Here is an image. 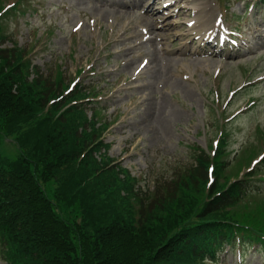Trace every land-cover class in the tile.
Here are the masks:
<instances>
[{"label":"trees","instance_id":"1","mask_svg":"<svg viewBox=\"0 0 264 264\" xmlns=\"http://www.w3.org/2000/svg\"><path fill=\"white\" fill-rule=\"evenodd\" d=\"M27 56L0 23V244L7 264H206L237 235L264 243V193L253 175L219 181L228 166L225 143L211 187V159L200 149L170 181L139 187L109 158L96 157L104 148L96 117L68 108L80 90L50 104L63 96L64 80L45 77Z\"/></svg>","mask_w":264,"mask_h":264},{"label":"rangeland","instance_id":"2","mask_svg":"<svg viewBox=\"0 0 264 264\" xmlns=\"http://www.w3.org/2000/svg\"><path fill=\"white\" fill-rule=\"evenodd\" d=\"M179 1L192 4L190 0ZM207 1L215 18L219 7L230 6L226 10L228 23L240 26L246 38L250 36L249 47L233 55L242 54L239 58L228 57L230 50L222 57L201 56V53L195 54L197 44H189L186 51L188 36L182 25L185 26L192 15L170 17L161 7L163 1L156 7L163 13L152 18L160 19V27H171L157 31L158 45L147 43L135 51L130 47L141 42L138 25H142L145 18H141L140 13L105 15L109 10L102 8V0H30L27 12L11 17L6 22L9 30L3 27L14 41L27 48L26 51L32 50L30 59L45 77L51 76L55 81L59 70L64 87L81 86L102 91L96 100L100 103L95 106L103 109L104 120L115 121L105 135L106 142L112 146L107 154L129 169L131 177L140 182L137 186L149 185L153 190L156 178L170 181L180 168L178 165L193 163V150L200 148L211 155L213 141L220 132L218 125L223 122L227 123L224 127L229 134L228 173L246 146H256V156L264 148V139L259 140L257 132L258 128L264 132V80L260 81L264 78L261 6L249 15L248 0H199L196 3L201 6ZM10 2L0 0L2 5ZM79 22H83V27L74 32ZM132 35L135 38L130 41ZM143 58L150 60V64L137 76L134 70ZM131 61H134L131 65L127 64ZM82 69L84 73L79 77L78 71ZM248 84L256 86L251 88ZM231 91H236L237 95L229 100ZM251 100L254 102L250 104ZM91 114L88 110V118ZM250 164L246 163V168ZM259 186L264 190V183ZM239 248H227L218 264H264V250L247 247L241 263ZM0 264L6 263L0 258Z\"/></svg>","mask_w":264,"mask_h":264},{"label":"bare ground","instance_id":"3","mask_svg":"<svg viewBox=\"0 0 264 264\" xmlns=\"http://www.w3.org/2000/svg\"><path fill=\"white\" fill-rule=\"evenodd\" d=\"M134 2L136 3H142V4H144L145 3V0H134ZM166 2H171V0H166L165 1V3ZM119 5H120V7H123V8H126L128 5H126V3H124L123 1H121L120 3H119ZM193 7H195V8H197V6L196 5H193ZM134 8H136L135 6H134ZM140 8H142V6H140ZM208 12H209V8H208V6H207V4H203V6L199 9V11H198V13H196V17H195V26L193 27V29H192V31H194V30H196L197 28H199L200 26H202L203 24H205V22H203V20H204V18L206 17V15L208 14ZM150 13V10H146L145 11V13L144 14H149ZM109 16H112V17H115V15H109ZM148 24H151V23H149V22H147ZM214 28V27H213ZM213 28H211V30L213 29ZM209 30V29H208ZM205 31H207V30H205ZM206 33V32H205ZM204 33V34H205ZM133 49V48H132ZM160 116V115H159ZM161 117V116H160Z\"/></svg>","mask_w":264,"mask_h":264}]
</instances>
